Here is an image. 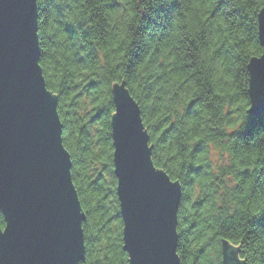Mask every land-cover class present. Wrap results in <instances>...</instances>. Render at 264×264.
<instances>
[{
    "label": "trees",
    "instance_id": "obj_1",
    "mask_svg": "<svg viewBox=\"0 0 264 264\" xmlns=\"http://www.w3.org/2000/svg\"><path fill=\"white\" fill-rule=\"evenodd\" d=\"M51 2L52 0H47V3ZM144 2L145 0H72L77 7H83L86 11L91 9L88 22L76 27L63 24L57 29L50 14H42L37 21L41 56L39 65L47 89L58 100L57 111L62 123L63 145L70 154L73 165L72 182L86 216L82 224L86 254L84 261L79 264H128V255L122 249V220L113 174L110 127L111 117L115 112L112 89L115 84L122 83L140 107L150 143L153 140L158 144L166 141L179 143L183 133L177 125L183 126L189 117L196 121L192 130L196 139L194 145L188 146L192 149L189 153L190 163L181 169L179 176L171 173L167 165L153 164L181 186L182 199L178 206L176 227L180 263L222 264V246L226 243L237 249L241 264H264V213L252 217L253 214L248 212L250 202H264V179L250 184L247 177L251 174L246 169H236L237 162L244 163L239 159L242 154L253 149L264 151V132H257L264 130V107L256 111L251 109L247 84L249 61L262 54L258 37V15L264 7V0H235L244 7L229 13L235 14L231 24L235 31H239L241 27L247 28L253 39L241 41L237 38L236 43L227 47L221 44L214 54L223 56L230 69L241 70L234 73V79L241 81L236 93L208 100L210 87L206 74L214 69L211 66L205 68L202 61L197 63L199 58L196 56L197 45L194 41L180 42V50L185 54L181 70L195 76L198 83L202 82L203 94L196 100L189 101L183 115L177 114L175 121L164 114L168 111L164 104L167 90L156 89L155 92L159 94L154 95L153 85H148L146 89L137 92L134 60H143L148 52L146 46L143 51L137 48L131 53L133 59L129 64L128 52L123 53L124 63H113L115 57L123 51V41L117 43L121 21L109 22L105 13L131 7L138 14ZM223 3L224 0H219L216 10ZM176 7L178 5L173 0L166 7L150 8L149 11H155L157 19L163 13V20L166 21ZM56 10L58 13L61 11L58 6ZM40 11H46V8ZM143 19L148 24H156L147 13L143 14ZM156 26L163 29L167 25L161 22ZM130 30L138 41H143V34L140 33L144 31L143 27L136 30L130 26ZM207 35L202 33L201 39H206ZM64 38L72 41L71 53L67 56L60 50ZM255 38L257 43L253 42ZM162 39L161 34H156L153 44H159ZM159 51L158 47L154 48L150 62H154L155 53ZM237 52L240 54L237 55ZM211 63L210 61L209 64ZM176 95L173 93L172 99ZM149 98L153 99L151 105L145 103ZM205 111L211 113L207 119L204 117ZM237 113H243L246 122L242 130L228 136L222 125L235 123ZM146 116L151 118V122H146ZM229 144L231 155L225 157L224 146ZM212 150L220 152V163L212 161ZM261 176H264V170L261 171ZM213 208L216 211L211 216H202V211L209 212ZM209 219L212 223L207 222ZM241 257L248 259L242 260Z\"/></svg>",
    "mask_w": 264,
    "mask_h": 264
},
{
    "label": "water",
    "instance_id": "obj_2",
    "mask_svg": "<svg viewBox=\"0 0 264 264\" xmlns=\"http://www.w3.org/2000/svg\"><path fill=\"white\" fill-rule=\"evenodd\" d=\"M37 19L35 0H0V211L6 221L0 264H79L86 216L63 145L58 100L38 61ZM258 37L262 54L247 66L253 111L264 107V7ZM112 94L113 174L128 264H181L175 220L181 186L151 168L141 110L125 84H115ZM222 247V264H241L235 247Z\"/></svg>",
    "mask_w": 264,
    "mask_h": 264
},
{
    "label": "clouds",
    "instance_id": "obj_3",
    "mask_svg": "<svg viewBox=\"0 0 264 264\" xmlns=\"http://www.w3.org/2000/svg\"><path fill=\"white\" fill-rule=\"evenodd\" d=\"M172 2L173 0H145L141 4L138 14L133 12L131 7H129L127 10L105 13V18L109 22L121 21V29L118 34L117 43L123 41V51L115 57L114 64L125 62L124 52H128L127 62L129 64V61L133 59L131 56L132 52L136 51L137 48H141L142 51L145 46L148 48L147 55L144 56L143 60L139 58L134 60L136 62L137 78L135 83L138 86L137 92L139 93L142 89H146L148 85H153L154 95L159 94L155 92L156 89L167 90L168 94L164 97V104L168 111L164 114L170 116L175 121L177 114L183 115L189 101H194L203 94L202 82L198 83L195 76L181 70V66L185 63V54L180 50V42L184 40L194 41L197 45L196 56L199 58L197 63L199 64L202 61L205 68L209 66L213 67L214 70L210 74H206V79L210 87L208 100H212L213 97L236 93L238 90L237 85L241 82L234 79V73L241 70L236 68L230 69L229 64L225 62L223 56L214 55L216 50L221 47V44H225V47H227L236 43L237 38L241 41L252 40L253 38L247 28L241 27L239 31H235L231 24V20L235 14L229 15V13H232L234 10L239 11L244 7V5L236 3L235 0H224L219 10H216L219 0H175L178 7L172 10L166 21L163 20V13H160V18L157 19V13L155 11H149L150 8L157 9L159 7H166ZM35 4L37 5L38 19L42 14H50L54 21V27L57 29H60L63 24H71L73 27H76L88 22L91 11V9L86 11L83 7H77L72 3V0H52L50 4L47 3V0H35ZM57 6L61 9L59 13L56 10ZM96 7H99V5H96ZM43 8H46V11H40ZM214 12L215 14H213ZM144 13H147L151 20L156 21V24H148L143 19ZM38 19L36 20V24ZM56 21L61 23H55ZM161 22L167 25L163 29L156 26ZM130 26L136 30L142 27L144 28V31L140 32L143 34L142 42L134 37ZM202 33L208 34L204 40L201 39ZM156 34L163 36L159 44H153V39ZM134 41L136 42L134 43ZM253 42L257 43L256 38ZM62 43L63 47L60 49L61 52H64L66 56L70 55L72 41L64 38L62 39ZM156 47L160 51L155 53L154 62H150L154 54V48ZM129 49H131L130 52ZM142 51L139 52V57ZM239 54L237 52V55ZM210 61L212 62L211 65L209 64ZM69 70L71 71L72 69L69 68ZM247 74L249 77L248 71ZM157 77L160 79L157 80ZM154 81L155 83H153ZM247 84L249 85V79L247 80ZM173 93L177 94L175 99H172ZM145 103L151 105L153 99L149 98ZM210 115V112H204L206 119ZM236 116L235 123H224L222 125L228 136L242 130L244 127L246 116L243 113H237ZM145 119L146 122H151L150 117L146 116ZM195 124L196 121L189 117L186 118L183 126L177 125L183 133L179 143L166 141L158 144L155 140L150 143L149 133L146 129H141L147 136L146 147L150 150L149 162L152 169L154 163L167 165L171 173L179 176L181 169L190 163L189 153L192 149L188 146L194 145L196 139L192 131ZM257 132H264V130H258ZM152 145L156 146L153 147ZM182 146H185L187 150ZM224 148V156L229 157L231 155V145H225ZM239 159L243 160L244 163L240 164L237 162L236 169H246L251 174L247 177L250 184L256 182L258 179H264V176H261V171L264 170V151L253 149L251 152L242 154ZM72 168L73 165L70 168V173ZM195 198V195H193V199ZM181 199L182 196L180 193L179 203ZM215 211L214 208L209 212L202 211V216H211ZM248 212L253 214L252 217L264 213V202H250ZM175 220L177 223L176 214ZM207 222L212 223L211 219ZM0 224H3V227L0 228V234H3L6 229V221L3 214H0ZM93 258L95 259L97 257ZM241 259L247 260L248 257H241Z\"/></svg>",
    "mask_w": 264,
    "mask_h": 264
},
{
    "label": "rangeland",
    "instance_id": "obj_4",
    "mask_svg": "<svg viewBox=\"0 0 264 264\" xmlns=\"http://www.w3.org/2000/svg\"><path fill=\"white\" fill-rule=\"evenodd\" d=\"M211 159L214 163H220L222 156L219 151L212 150Z\"/></svg>",
    "mask_w": 264,
    "mask_h": 264
}]
</instances>
